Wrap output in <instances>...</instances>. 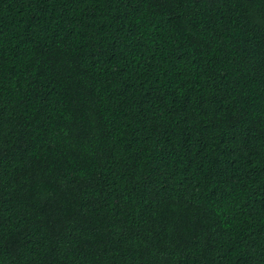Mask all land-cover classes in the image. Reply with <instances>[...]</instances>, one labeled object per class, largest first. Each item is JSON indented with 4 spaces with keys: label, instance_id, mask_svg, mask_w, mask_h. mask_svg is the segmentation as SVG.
Here are the masks:
<instances>
[{
    "label": "trees",
    "instance_id": "obj_1",
    "mask_svg": "<svg viewBox=\"0 0 264 264\" xmlns=\"http://www.w3.org/2000/svg\"><path fill=\"white\" fill-rule=\"evenodd\" d=\"M0 264H264V0H0Z\"/></svg>",
    "mask_w": 264,
    "mask_h": 264
}]
</instances>
